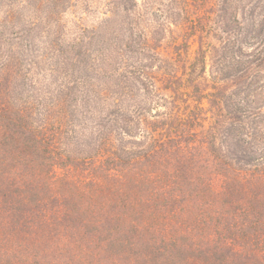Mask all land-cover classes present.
<instances>
[{"label": "trees", "instance_id": "obj_1", "mask_svg": "<svg viewBox=\"0 0 264 264\" xmlns=\"http://www.w3.org/2000/svg\"><path fill=\"white\" fill-rule=\"evenodd\" d=\"M0 264H264V0H0Z\"/></svg>", "mask_w": 264, "mask_h": 264}]
</instances>
